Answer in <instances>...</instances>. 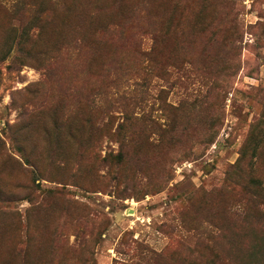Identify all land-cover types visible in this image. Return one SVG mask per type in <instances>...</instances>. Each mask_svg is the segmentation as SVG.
<instances>
[{
    "label": "rangeland",
    "instance_id": "rangeland-1",
    "mask_svg": "<svg viewBox=\"0 0 264 264\" xmlns=\"http://www.w3.org/2000/svg\"><path fill=\"white\" fill-rule=\"evenodd\" d=\"M0 264H264V0H0Z\"/></svg>",
    "mask_w": 264,
    "mask_h": 264
}]
</instances>
